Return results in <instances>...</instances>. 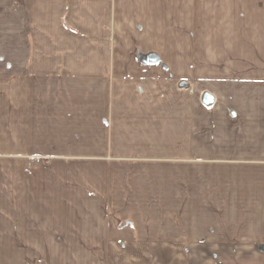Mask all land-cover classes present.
Returning <instances> with one entry per match:
<instances>
[{"label":"crops","instance_id":"1","mask_svg":"<svg viewBox=\"0 0 264 264\" xmlns=\"http://www.w3.org/2000/svg\"><path fill=\"white\" fill-rule=\"evenodd\" d=\"M0 245L264 264V0H0Z\"/></svg>","mask_w":264,"mask_h":264},{"label":"rangeland","instance_id":"2","mask_svg":"<svg viewBox=\"0 0 264 264\" xmlns=\"http://www.w3.org/2000/svg\"><path fill=\"white\" fill-rule=\"evenodd\" d=\"M243 1V0H242ZM249 1L250 0H245V3L247 2V3H249ZM248 9H249V7H248ZM171 46V42L170 41H168V43H167V47L169 48ZM1 246L3 247V245H0V248H1ZM0 251H1V249H0ZM0 264H14V260H1L0 259Z\"/></svg>","mask_w":264,"mask_h":264}]
</instances>
